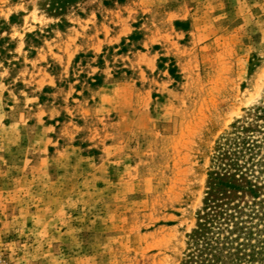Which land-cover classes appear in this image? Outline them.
<instances>
[{
	"label": "rangeland",
	"instance_id": "obj_1",
	"mask_svg": "<svg viewBox=\"0 0 264 264\" xmlns=\"http://www.w3.org/2000/svg\"><path fill=\"white\" fill-rule=\"evenodd\" d=\"M49 3L0 0V264H181L264 0Z\"/></svg>",
	"mask_w": 264,
	"mask_h": 264
},
{
	"label": "trees",
	"instance_id": "obj_2",
	"mask_svg": "<svg viewBox=\"0 0 264 264\" xmlns=\"http://www.w3.org/2000/svg\"><path fill=\"white\" fill-rule=\"evenodd\" d=\"M64 11L76 0H49ZM181 264H264V104L217 148Z\"/></svg>",
	"mask_w": 264,
	"mask_h": 264
}]
</instances>
